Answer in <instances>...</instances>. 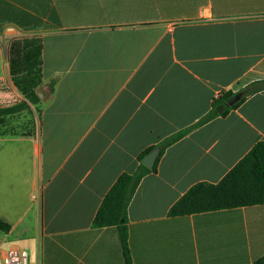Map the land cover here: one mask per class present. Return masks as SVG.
<instances>
[{
	"label": "crops",
	"instance_id": "1",
	"mask_svg": "<svg viewBox=\"0 0 264 264\" xmlns=\"http://www.w3.org/2000/svg\"><path fill=\"white\" fill-rule=\"evenodd\" d=\"M1 14L24 23L3 21L0 34L41 37L42 91L0 128V218L10 224L0 251H34L32 264H124L117 228L94 227L96 211L143 152L187 130L128 204L131 264L264 256V203L168 214L264 141V0H0Z\"/></svg>",
	"mask_w": 264,
	"mask_h": 264
},
{
	"label": "trees",
	"instance_id": "2",
	"mask_svg": "<svg viewBox=\"0 0 264 264\" xmlns=\"http://www.w3.org/2000/svg\"><path fill=\"white\" fill-rule=\"evenodd\" d=\"M24 15H0L3 21L14 20L23 24ZM21 45L13 43V55L9 58L8 74L12 85L22 99L7 106L0 107V128L14 114L29 108V104H37L40 96L37 88L42 84L41 77V37L35 34L25 35ZM229 96V95H228ZM227 96V97H228ZM227 97L218 98L212 103V110L205 118L216 114V107L224 104L226 111L233 106L225 103ZM223 111V112H224ZM7 131L10 130L9 127ZM13 131V129H12ZM180 131L164 139L160 144L158 155L162 150L185 134ZM151 149L148 148L139 156V164L133 173H122L104 196L92 220L94 227L115 226L124 257V264H131L127 246V207L141 178L151 169L141 163V159ZM157 155V156H158ZM154 169V167L152 168ZM264 203V141H258L218 182H198L192 185L169 208L171 216L191 213L250 206ZM10 224L0 218V230L8 232ZM264 256L252 264H263Z\"/></svg>",
	"mask_w": 264,
	"mask_h": 264
},
{
	"label": "rangeland",
	"instance_id": "3",
	"mask_svg": "<svg viewBox=\"0 0 264 264\" xmlns=\"http://www.w3.org/2000/svg\"><path fill=\"white\" fill-rule=\"evenodd\" d=\"M23 36H25V34L11 29H4L0 34V105L12 103L17 100L18 92L12 85L8 74L9 58L13 55V43L21 45V39ZM37 90L42 91L41 85L37 88ZM43 91L47 93V89ZM2 240L4 242L6 239L4 238L3 233H0L1 244H3ZM21 243H24V241L21 240ZM34 259L35 252L28 250V264H32Z\"/></svg>",
	"mask_w": 264,
	"mask_h": 264
},
{
	"label": "built area",
	"instance_id": "4",
	"mask_svg": "<svg viewBox=\"0 0 264 264\" xmlns=\"http://www.w3.org/2000/svg\"><path fill=\"white\" fill-rule=\"evenodd\" d=\"M0 264H28V253L18 246L11 245L0 251Z\"/></svg>",
	"mask_w": 264,
	"mask_h": 264
},
{
	"label": "water",
	"instance_id": "5",
	"mask_svg": "<svg viewBox=\"0 0 264 264\" xmlns=\"http://www.w3.org/2000/svg\"><path fill=\"white\" fill-rule=\"evenodd\" d=\"M239 97H240L239 94H236V95H234V96L228 98V99L226 100V104H227V105H233V104L239 99ZM223 109H224V105H222V104H220V105H218V106L216 107V110H217V112H219V113L222 112ZM158 152H159V147L154 148L153 150H151L148 154H146V155L142 158L141 163H142L145 167H147V168H149V169L152 168V165H153V163H154V161H155V158H156Z\"/></svg>",
	"mask_w": 264,
	"mask_h": 264
}]
</instances>
